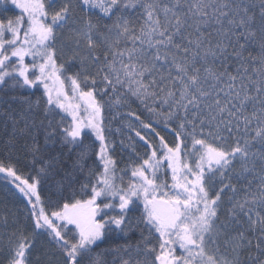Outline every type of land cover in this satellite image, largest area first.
Wrapping results in <instances>:
<instances>
[{
  "label": "trees",
  "instance_id": "16d2710c",
  "mask_svg": "<svg viewBox=\"0 0 264 264\" xmlns=\"http://www.w3.org/2000/svg\"><path fill=\"white\" fill-rule=\"evenodd\" d=\"M101 1L91 10L83 0H42L58 75L92 94L101 145L89 132L71 142L68 115L39 86L16 75L0 81V264H159L160 234L140 198L120 210L110 194L127 191L152 159L161 168L149 183L165 192L164 151L191 167L203 148L227 156L202 179L213 212L203 255L211 264H264V0ZM17 17L0 0V27ZM102 148L110 189L97 204L108 224L80 248L73 228L55 234L37 213L91 199ZM22 183H36L39 207Z\"/></svg>",
  "mask_w": 264,
  "mask_h": 264
},
{
  "label": "rangeland",
  "instance_id": "374dc122",
  "mask_svg": "<svg viewBox=\"0 0 264 264\" xmlns=\"http://www.w3.org/2000/svg\"><path fill=\"white\" fill-rule=\"evenodd\" d=\"M7 1L16 9L18 17L7 26L0 27V81L7 74L16 75L28 87L39 86L48 102L68 115L70 128L67 135L71 142L79 139L82 133L89 132L101 145V112L92 94L80 92L73 82L63 81L58 75L48 48L51 37L45 24L42 0ZM83 1L84 6L91 10L101 9L103 5L101 0ZM59 23L57 21L55 25ZM177 154L174 150H165L162 155L171 173V183L165 192L157 191L149 183V174L153 175L161 168L160 162L152 159L151 163L136 171L127 191L110 196L119 197L120 210L125 208L127 200L140 198L147 219L160 234L162 250L159 264H211L200 246V239L213 214L212 202L205 196L202 179L208 169L222 167L227 156L203 148L196 155L193 166L186 167L181 165ZM101 155L104 168L98 190L91 199L50 217H45L40 210L37 213L38 225L55 234L61 225L73 228L80 248L98 241L108 224L105 218L101 221L104 211L97 204L104 191L110 189V162L103 148ZM20 192L31 204L39 207L36 183H22ZM156 197L163 198L165 202Z\"/></svg>",
  "mask_w": 264,
  "mask_h": 264
}]
</instances>
